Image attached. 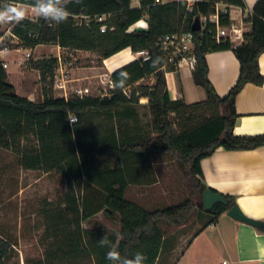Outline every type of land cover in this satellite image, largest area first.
<instances>
[{"label":"trees","instance_id":"obj_1","mask_svg":"<svg viewBox=\"0 0 264 264\" xmlns=\"http://www.w3.org/2000/svg\"><path fill=\"white\" fill-rule=\"evenodd\" d=\"M222 1L232 6H245L244 0H203L196 3L191 12L186 2L174 0L157 3L156 0H70L68 18L55 24L42 17L24 18L11 22V33L18 38V47L35 48L40 44L58 45L62 48L95 51L101 59L131 49L145 51L143 56L114 70L111 80L114 88L110 95L83 98L56 97L52 93L57 57L43 58L35 62L41 72L45 98L36 103L16 93L7 81V72L0 62V146L22 153L21 165L28 169H55L63 174L68 183L64 201L54 209L49 219L51 229L47 233L61 239L68 247L65 256L76 259L86 256L93 264H112L107 260L108 247L98 241L108 232L84 229L83 222L99 212L119 217L121 237L117 242L114 234L109 238L117 246L122 257L131 258L143 253L145 264H156L165 237L164 224L178 226L185 223L197 208L204 209L203 193L209 188L204 181L201 161L217 149H252L264 145V134L235 135L234 125L238 116L235 106L237 94L251 82L264 83L259 57L264 53V0H258L249 17L251 29L244 34L240 45H232L229 38L222 42L213 40L207 30L194 31L196 64L193 81L205 90V100L188 104L183 99L172 100L166 81V72L177 70L170 65L165 69V57L157 45L160 38L177 31L192 30V23L201 14L214 12V4ZM6 4L34 5V0H0ZM107 15L104 21L91 19L89 24H79L77 16ZM146 17L148 27L129 31L136 22ZM228 15L221 16L222 25L230 24ZM106 25L105 31L101 30ZM232 49L240 62V74L226 96H220L209 79L207 53ZM154 77L152 84H136L142 79ZM131 86L127 96L123 89ZM134 103H145L152 115L156 136L138 141L118 138L114 134L104 139H90L86 135V119L92 114L112 116L122 113ZM133 112V111H132ZM75 115L78 121L69 122ZM82 122V123H81ZM33 134L38 147L21 144L23 138ZM116 150L125 161L124 166L97 167L96 156ZM151 152L165 153L179 161L190 178L193 192L202 201L187 198L182 202L148 210L125 197L130 183H134L133 168L129 158L144 159ZM96 155V156H95ZM84 184V195L77 188ZM228 204L216 203L208 213L211 217L204 227L216 222L219 216L236 204L235 198L225 195ZM50 210H47L49 214ZM63 225V227H61ZM68 228V229H64ZM263 230L262 228H259ZM64 232L65 235H64ZM50 234V235H51ZM12 251L10 240L0 233V264H7ZM75 262V261H73ZM70 262V264H73ZM49 263V262H48Z\"/></svg>","mask_w":264,"mask_h":264},{"label":"crops","instance_id":"obj_2","mask_svg":"<svg viewBox=\"0 0 264 264\" xmlns=\"http://www.w3.org/2000/svg\"><path fill=\"white\" fill-rule=\"evenodd\" d=\"M244 1V7L232 6L230 10L233 23L238 27H243L244 32L247 33L251 29L249 17L258 0ZM1 5L6 7L14 5L19 7L27 4H6L5 2H0V7ZM132 5L135 7L139 6L136 1H133ZM4 8H0V10H3ZM3 25H6L7 28L4 30L5 34H0V38L9 35L10 40H12L16 46H19L18 40L12 37L11 26H8V23ZM231 42L232 45L236 46L240 45L243 40L237 35L231 38ZM46 46L51 47L49 51H45ZM22 49L27 50L26 54L30 52L31 56L27 57V55H25V57L20 56L13 60L8 59V55L11 51ZM60 49L69 48H62L58 45L40 44L35 48H27L23 46L21 49L12 48L9 52L0 54V62H2V64H7V67H5L7 81L14 85L17 94L36 103L44 101V84L41 79L40 69L36 67L35 62L43 58L58 57V53L61 51ZM53 50H57V53H53ZM206 57L209 65L208 76L210 81L220 96H226L239 78L240 62L238 58L232 49L211 51L207 53ZM137 58L138 55L131 49L127 48L109 58L102 59L101 70L95 72L100 75L102 71H107V73L111 75L114 70ZM259 65L261 73L264 76V53L259 57ZM90 72V70L75 69L73 79H66L65 77V81H63L67 86V90L58 88L54 85V82V87L52 89L53 95L55 94V90H57L60 94L59 96L54 95L56 97H65L66 99L77 97L75 91L72 97L69 96L70 83L75 81L74 76L78 73L82 74V76H86L88 79L92 78V76L89 75ZM192 72L193 69L189 68L186 62L182 63L177 70L166 72L167 87L169 96L172 100L183 99L188 104L205 100V90L194 83ZM142 80L138 81L136 84H140ZM79 88H88L91 92V89L88 86L82 85ZM89 96L92 95L89 94ZM142 106V103H134L129 105V111L127 110V107L124 112L114 113L112 116L98 113L97 116L99 117V123H109L116 117L120 119L121 123L128 120H135L138 123V120L142 118V115L139 114ZM235 106L238 114L234 125L235 135L251 136L264 134V83L262 85H257L251 82L247 83L237 94ZM149 117L150 119L152 118L151 114ZM122 128V125H120V129H117L115 134V136L117 135V139L124 137L138 141L141 138H153L156 136V133L152 131L151 134L146 137L147 130L139 124H135L132 128L134 130H131L128 135L125 133L123 134ZM21 144L24 146L33 145L35 148L38 147L37 138L33 134H29L27 138H23ZM0 147L5 148L2 146ZM5 149L14 152L11 149ZM14 153L18 157L17 161L19 166L23 169L39 171L42 173V177L47 175H61L66 183V190L63 193V196L66 194L68 191V183L63 174L55 169L46 171L43 169L25 168L21 165L20 161L22 153ZM98 155V158L112 157L113 168L125 165V161L116 150L112 152H103ZM166 155L167 154L165 153L151 152L143 160L134 159L133 157L129 158L130 166H132L134 171L133 178L135 179V182L130 183L126 190L125 197L128 200L135 202L142 207H144L142 202H155V199L160 196L162 197V201L166 199L169 200L171 190L168 185H170V175L174 169L171 166L169 156ZM107 164L109 163L107 162ZM201 168L204 175V181L209 188L224 195L233 196L236 204L240 206L246 215L264 222V145L252 149L225 150L219 148L212 155L201 161ZM51 180L52 179H50V181ZM50 183L51 187L56 186L55 181ZM78 189H80V193L83 196L84 184H82L81 187H78L77 191ZM191 196L192 197L190 198L194 200L195 193L193 192V195ZM49 200L51 201L52 198ZM194 202L197 203L195 200ZM144 208L148 209L147 207ZM153 208H160V206L155 205ZM153 208L148 210H153ZM200 213L201 214H199V217H197L196 220L189 223L185 222L177 226L180 228L175 232L169 233L165 230L163 247L156 264H178L180 260L186 256L193 241H201L200 247H203L204 252L210 250V252L213 251L215 253L224 250L228 259H226V257H223L222 261H218L219 259H217V264H223L224 261L227 262L226 264H264V229L261 230L254 225L237 220L229 216L228 211L222 213L216 222L204 227V225H202L203 219H201L203 213ZM106 217L110 218L109 216ZM113 217L118 216L115 214ZM208 219L206 221H208ZM83 228L89 229L85 225H83ZM208 231L211 233L210 236H208ZM187 237H189V240L186 242L187 246L186 244L183 246V242ZM185 246L186 248L184 249ZM181 248L184 250H182V253L180 254ZM177 256H179L178 261H175L177 260ZM213 260L212 256H207L205 254L199 258L198 263L208 264L210 262L212 264Z\"/></svg>","mask_w":264,"mask_h":264},{"label":"rangeland","instance_id":"obj_3","mask_svg":"<svg viewBox=\"0 0 264 264\" xmlns=\"http://www.w3.org/2000/svg\"><path fill=\"white\" fill-rule=\"evenodd\" d=\"M165 1L168 2L174 0ZM3 6L4 5H1L0 8L6 7ZM19 7L25 10V18L36 20L40 17L36 14L34 7L27 5H21ZM10 24L11 23H8V26H10ZM6 28V25L4 26L3 24H0V34H5L4 30ZM4 39L9 42V35H5ZM50 48V46H46L45 51H49ZM60 50L61 51L58 54L61 56V61L58 59L59 63L56 67L59 69V74L60 67H63L66 79H73L75 69L90 70L91 72L89 75L92 76V78L88 79L86 76H82V74H75V81L70 83L69 96L72 97L76 88H79L82 85L90 87V95L92 96H101V94H109L111 92V75L107 73V71H102L100 75L95 72L101 70L102 66V59L97 52L73 49ZM26 52V49L13 50L9 53L8 59L13 60L16 57H25ZM53 53L56 54L57 50H53ZM56 74L57 73L54 74V82L56 80ZM154 80L153 77H148L142 80L140 84H152L154 83ZM54 93L56 96H59L60 94L57 90H55ZM142 104L143 106L139 113L142 115V118L138 120V123L135 120L123 121V123H121L118 117L113 118L109 123H99V117L97 116L98 113L92 114L86 119L89 126L86 135L90 139H104L109 137L111 133L115 135L117 129H120V125L123 127V134L125 133L128 135L131 130H134L132 128L135 124H139L147 130L146 137H148L151 132L154 131L152 118L150 119L149 117L151 114L149 106L145 103ZM167 155L169 156L171 166L174 169L170 175V185H168L171 190L170 198L169 200L166 199L162 201V197L160 196L155 199V202H142L143 206L148 209L153 208L155 205H158L161 208L179 203L193 195L190 186L191 180L185 174L183 166L172 156L169 154ZM17 158L18 157L14 152L0 147V233L7 237L12 243V251L7 259V264H70V262L73 261H75L73 264H93L92 261L83 255L76 259L68 258V255L65 256L64 251L66 252L68 247L64 245V242L61 241V239L59 240L51 233V235L47 233L48 227L52 224L49 216L51 217L54 215V209L57 206H60L64 201L63 193L66 190L64 178L61 175H47L42 177V173L39 171L23 169L19 166ZM96 158L97 159L93 160H96L95 164H97V167H113L112 157L98 158L96 156ZM107 162L109 164H107ZM50 179L52 180L50 181ZM53 181L56 183L55 187H51L50 182ZM77 192H79L78 194L82 197L80 189H78ZM51 198L52 200L50 201L49 199ZM194 200L199 203L202 201V198L196 193ZM47 210H50L49 214H47ZM208 210L211 209H206L205 207L203 210L200 208L195 209L186 222L189 223L196 220L197 217H199V214H201L200 212H202V225H205L207 223L206 220L210 217ZM83 225L93 230H104L109 234L119 233L121 237L119 217L108 218L103 212H100L84 222ZM164 226L165 230L169 233L175 232L180 228L168 224H164ZM61 227H63V225H61ZM64 229L68 228L64 227ZM50 232H52V229ZM65 233L66 232H64V235ZM210 234V231H208V236H210ZM188 240L189 237L185 238L183 246ZM200 242L201 241H193L186 256L182 258L178 264H199V258L205 254L207 256H212V259H214L212 264H217L218 261H222L223 257L228 259L224 250L215 253L213 251L210 252V250L204 252L203 247H200ZM184 249H180V254ZM178 257L179 256L176 257L177 260L175 261H178ZM217 259L219 260L217 261ZM208 264L211 263L209 262Z\"/></svg>","mask_w":264,"mask_h":264},{"label":"built area","instance_id":"obj_4","mask_svg":"<svg viewBox=\"0 0 264 264\" xmlns=\"http://www.w3.org/2000/svg\"><path fill=\"white\" fill-rule=\"evenodd\" d=\"M136 1L139 4V0H132ZM186 2V11L191 12L198 2H202L203 0H183ZM157 3H163L166 2L165 0H156ZM215 10L211 14H201L197 18L199 19L200 22V31L202 30H207V33L211 35L213 40L216 42H222V40H225V38H229L231 40L232 37H235L238 35L244 40V29L243 27H238L235 23H233L231 19V7L232 5H228L225 2L222 1H217L214 4ZM228 15L230 24L227 26L222 25L221 22V16L222 15ZM79 24H81L83 21L86 24H89L91 19L97 20V21H104L107 18V15H95V16H86V15H81L77 16ZM195 18V20L197 19ZM192 23V25H193ZM134 25L137 29H144L148 27V22L146 20V17H143L141 20L136 22ZM132 25L131 27H133ZM130 27V28H131ZM107 26L104 24L101 26V30L105 31ZM129 28V30H130ZM13 38H16L14 35H12ZM19 42V41H18ZM157 45L160 47L162 50L164 57H165V64L163 65L162 68H166L167 66L174 65L179 67L182 65V63L186 62L188 67L191 69L195 68L196 64V55L194 52V46H195V34L193 30H188V31H177L173 33H169L164 35L163 37L160 38L159 42ZM12 48H17L21 49V47L16 46L12 40L7 42L4 37L0 38V54L2 53H7L9 52ZM138 57L143 56L144 60H148L150 56L147 54L145 51H138L136 53ZM27 57L31 56V53L28 52ZM58 59L61 61V56L58 55ZM59 63V62H58ZM4 67H7L6 63H3ZM59 69H55L56 74V80H55V85L60 88L67 90L66 84H64L63 81H65L66 75L64 74L63 67H60V74L58 73ZM110 87L113 89L114 88V83L112 80H110ZM123 92L127 95L130 96L131 94V86H128L123 89ZM75 93L77 94V97L83 98L86 96H89L90 90L88 88H79L75 90ZM105 95H110V93H105L101 94V96ZM67 96V95H66ZM98 96V95H96ZM78 121V118L75 115H71L69 117V122L70 123H75ZM227 262L224 261L223 264H226Z\"/></svg>","mask_w":264,"mask_h":264},{"label":"clouds","instance_id":"obj_5","mask_svg":"<svg viewBox=\"0 0 264 264\" xmlns=\"http://www.w3.org/2000/svg\"><path fill=\"white\" fill-rule=\"evenodd\" d=\"M70 0H34V9L38 16L49 20L55 24L64 22L68 16L67 4ZM79 2V0H76ZM25 18V10L23 8L9 5L3 10H0V24H6L10 22L19 23ZM117 238V242L120 239L119 233L114 234ZM98 244L101 247H108L109 251L106 253V259L111 261L112 264H145L147 257L140 252H137L131 258L122 257L117 251V246L109 238L108 233L105 234Z\"/></svg>","mask_w":264,"mask_h":264},{"label":"water","instance_id":"obj_6","mask_svg":"<svg viewBox=\"0 0 264 264\" xmlns=\"http://www.w3.org/2000/svg\"><path fill=\"white\" fill-rule=\"evenodd\" d=\"M200 27H201L200 22L199 19L197 18L191 28L193 31H197L200 30ZM203 201H204V207L206 209H212L216 203L228 204L229 202L228 198L225 197L224 194L217 192L212 188H207L204 191ZM228 215L242 222H246L258 228L264 229L263 221L257 220L255 218L246 215L238 204H235L228 210Z\"/></svg>","mask_w":264,"mask_h":264},{"label":"bare ground","instance_id":"obj_7","mask_svg":"<svg viewBox=\"0 0 264 264\" xmlns=\"http://www.w3.org/2000/svg\"><path fill=\"white\" fill-rule=\"evenodd\" d=\"M135 26H136V25H134L133 27H131L129 31H133V30H135V28H136Z\"/></svg>","mask_w":264,"mask_h":264}]
</instances>
